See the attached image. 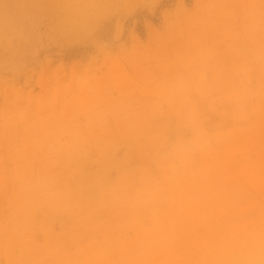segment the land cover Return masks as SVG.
<instances>
[{
  "label": "rangeland",
  "instance_id": "1",
  "mask_svg": "<svg viewBox=\"0 0 264 264\" xmlns=\"http://www.w3.org/2000/svg\"><path fill=\"white\" fill-rule=\"evenodd\" d=\"M0 264H264V0H0Z\"/></svg>",
  "mask_w": 264,
  "mask_h": 264
}]
</instances>
